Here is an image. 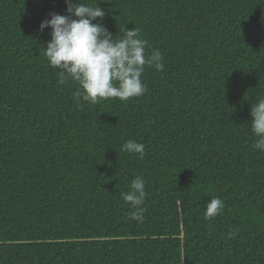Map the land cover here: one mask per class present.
<instances>
[{"label":"trees","instance_id":"1","mask_svg":"<svg viewBox=\"0 0 264 264\" xmlns=\"http://www.w3.org/2000/svg\"><path fill=\"white\" fill-rule=\"evenodd\" d=\"M98 4L115 40L136 27L162 54L142 96L78 102L40 30L65 0H0V264H264V0ZM137 176L142 223L121 196Z\"/></svg>","mask_w":264,"mask_h":264},{"label":"clouds","instance_id":"2","mask_svg":"<svg viewBox=\"0 0 264 264\" xmlns=\"http://www.w3.org/2000/svg\"><path fill=\"white\" fill-rule=\"evenodd\" d=\"M67 15L50 13V19L40 24V30L51 29V38L47 42L44 55L60 84L70 77L77 82L80 90L79 100L97 103L98 100L119 98L129 100L142 96L147 85L142 81L145 66L163 70V57L158 49L147 52L148 41L140 38L136 27L121 31V37L115 40L113 34L103 24L106 15L98 0L94 4L83 0H65ZM58 70V71H57ZM251 130L258 139L255 149L264 151V95L251 105ZM122 151L139 154L143 157L145 145L135 140H127L121 146ZM145 181L137 176L132 180L130 189L121 193L122 199L134 209L132 219L143 222V207L146 198ZM224 201L213 197L206 206L205 217L211 219L222 213ZM229 238L236 233L230 232Z\"/></svg>","mask_w":264,"mask_h":264}]
</instances>
